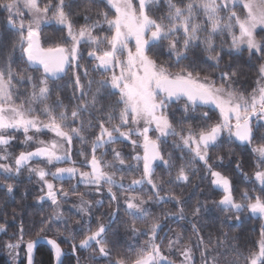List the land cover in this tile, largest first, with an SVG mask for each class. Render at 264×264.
I'll return each mask as SVG.
<instances>
[{"label":"snow or ice","instance_id":"obj_1","mask_svg":"<svg viewBox=\"0 0 264 264\" xmlns=\"http://www.w3.org/2000/svg\"><path fill=\"white\" fill-rule=\"evenodd\" d=\"M163 5L166 6V12L157 17L153 9L159 10L161 0H138V6L134 4V0H106L105 6L109 10H100L97 13L99 18L91 23L87 22L90 17L85 15L86 23L76 30L69 14L70 4L66 0H48L43 7L39 0H0V9L8 13L6 26L9 31L17 34L12 41L6 66H0V175L4 177L0 181V187L6 186L8 193H12L15 185L5 184V181L20 176L27 169L30 175L34 174L42 182L43 195L38 200H50L56 209L35 239L25 242L21 226L19 238L5 244L13 261L19 258V251L22 249L27 264H35L34 251L38 242L45 239L41 234L62 218L59 211L61 199L67 200L70 195H77L80 199L78 211L90 214L92 204L84 199L83 193L76 191L80 184L86 188H94L97 192L107 185V191L117 205L118 197L112 191L113 187L131 193L137 186L145 183L150 185L153 195L147 199L129 194L124 200L125 213L137 220L151 215L145 206L150 202L175 200L180 205L181 201L175 195H161L163 181L153 179L155 167L160 166L157 162H161L169 170L176 167L171 154L166 157L162 148L170 136L177 138L174 141L176 148L189 154L187 159L184 155L180 157L183 162L177 170L176 182H189L192 172L196 171L193 165L198 161L203 164L206 175L211 176V184L223 191L221 199L214 201L216 207L221 211L236 213L247 209L253 216L264 218V143L252 149L258 156L254 181L252 177L245 175L248 182H255L260 186V194L255 198L245 190L237 201L230 177L215 170L216 165L209 162L210 151L220 146L224 133L228 134L229 140L234 138L240 143H253L255 131L261 127L259 121H264V64L259 68L257 87L248 95L232 86L235 72H221L222 82L217 85L209 75L202 76L196 70L195 61L172 70L174 65L188 59L190 51L201 45L208 53L207 59L218 66L221 54L216 52L214 38L225 32L231 37V49L242 51L246 47L249 55L264 56V38L257 39L258 31H264V0H163ZM241 6L243 15L237 11ZM113 9L114 15H110ZM49 12L52 13L51 19L67 29L70 44L64 42L47 48L41 46L40 29L42 24L49 22ZM25 16L31 17L27 23ZM105 24L111 34L95 35L96 30L103 31ZM133 41L134 49L130 46ZM82 43L90 45L88 58L94 62V70L102 73L99 80L88 78L87 66L80 63L83 58L80 48ZM2 47L0 44V48ZM165 47L175 57L172 64L157 62L158 53ZM17 49L21 53V60L26 63V68L21 70L12 67L14 61L11 57ZM33 68L40 73L38 78L28 71ZM69 70L74 78L73 95L69 103L75 101L70 115L69 105L64 103L60 95L50 102L52 93L60 88L56 82L62 80ZM81 71L83 77L87 78L86 83L82 81ZM24 84L30 86L27 95L20 93L17 88V85ZM112 97L117 98L113 101ZM181 99L185 101V117L182 120L190 111L205 105L214 106L219 112V119L198 130L191 125L185 127L181 122L178 131L168 109L174 101ZM105 100L110 102L106 105ZM37 105L42 107L37 108ZM254 117L257 120L255 126L252 122ZM202 118L208 120L209 113L204 112ZM97 128L98 131L90 142L89 158L84 145L89 143L88 134ZM45 130L52 133L54 138L48 141L39 139V135ZM21 132L24 137L21 144L36 146L32 150L20 151L14 157V162L9 163L13 159L10 149L17 139L16 134ZM153 132L154 138L150 135ZM76 140L80 142L79 155L84 157V166L88 171L76 167L73 160ZM260 140L264 141V134L260 136ZM124 142L132 146L135 155L131 159L135 161L137 171L142 164L140 177L131 179L127 185L123 182L124 176L117 180L115 171L108 170L119 171L125 166L130 170L133 168L132 164L127 163L123 151L113 147V159H103L110 145ZM100 149H104V152L98 156ZM139 149L143 150L142 155ZM217 160L222 162L219 156ZM33 161L38 162L37 166H31ZM40 163L55 167V171L39 166ZM60 164L70 166H56ZM236 167L239 170V163ZM49 176L52 177L51 181L47 179ZM65 178L76 179L77 182L70 189H57L53 181ZM252 191L255 192L256 189L253 188ZM118 211L119 206L112 215L115 216ZM200 212L201 208L198 206L193 215ZM167 215H175L181 220L186 218L183 207L177 213ZM109 226L100 223L96 230L88 227L87 234L79 241V249L86 250L94 243L100 256L110 257L111 242L107 239ZM162 227L158 217L139 228L133 222L130 225L132 233L147 235L148 239L134 258L118 257L115 264H174L162 251V240L158 242ZM193 229L198 235L195 224ZM3 231L5 225L0 224V232ZM70 238L75 240V236ZM179 239L177 234L176 240L169 241L168 251H178L183 257L181 264H193L191 246H180ZM46 243L51 246L56 264H63L64 253L59 243L55 239H47ZM200 244H204L203 238H200ZM257 248V251L244 257L247 264H264V227L257 241ZM77 250L74 243L73 255ZM208 251L207 245H204V251L201 252L204 264H219L218 257L209 256ZM239 258L238 253L237 259Z\"/></svg>","mask_w":264,"mask_h":264},{"label":"trees","instance_id":"obj_2","mask_svg":"<svg viewBox=\"0 0 264 264\" xmlns=\"http://www.w3.org/2000/svg\"><path fill=\"white\" fill-rule=\"evenodd\" d=\"M55 2V0H54ZM186 2V0H185ZM40 6L43 7L48 0H39ZM66 3L70 4V18L73 22V26L76 30L86 23L85 15H88L90 19L87 21L91 23L98 19L97 13L100 10L108 11L109 9L105 6L106 0H66ZM67 10V9H66ZM166 6L163 5L161 0V6L159 10L153 9L154 15L159 17L162 13L166 12ZM110 15H114V9L111 10ZM7 16L8 13L3 9H0V44L3 45L0 48V66H6L8 54L11 52V44L16 39L17 34L9 31L7 28ZM52 13L49 12V22L44 23L40 29V42L42 47L55 46L57 43L70 41L66 39L67 29L51 19ZM103 29L106 26L103 25ZM99 34L103 35L106 32L101 30ZM95 31V33H96ZM106 31V30H105ZM220 36L216 35L215 46L216 52H220L221 60L217 66L214 61L208 60V53L204 51L203 45L198 49H193L188 54V59L182 61L179 65H174L173 71L179 67L189 64L191 61L196 62V70L203 75H209L217 85L221 81V72L227 71L229 73L235 72L236 76L233 78L232 86L239 92H243L245 95L250 94L253 89L257 87L259 77V68L261 64H264V56L259 54L249 55L246 49L242 51H235L230 48V38H225L224 42H219ZM264 38V31H258L257 39ZM90 45L82 43L81 55L82 59L80 63L87 66L89 70L88 78L98 77V72L93 68L94 62L88 58V51ZM215 53H213L214 55ZM11 59L14 61L12 67L21 70L26 68V63L21 60V53L17 49ZM175 60L174 56L170 55L167 48L161 50L158 53V63L172 64ZM28 71L39 77L40 73L35 72L34 69H28ZM82 81L86 83L87 78L83 77V72L80 73ZM73 76L71 70L68 74L56 83L60 85L58 91H54L51 96V100L55 101L57 95H60L64 99V103L68 104L69 115L71 113L72 103H69L73 95ZM98 80V79H97ZM20 93L27 95L30 91V86L27 84L17 85ZM95 91V86L93 87ZM117 97H112L114 101ZM110 101L105 100V104ZM42 105H37V108ZM184 105L178 103H172L168 109L171 113V119L174 125H177L179 131V124L182 122L183 126L187 127L191 125L195 129H199L201 126H206L216 122L219 117L214 110H208L209 119L204 120L202 115H196L195 112L190 111L186 118L183 111ZM118 115V112H117ZM45 119V117H41ZM98 131L94 129L88 134L89 143L84 145V150L89 153L91 152V140ZM264 134V126L261 125L255 131V138L252 144H246L245 146H239L233 141L226 140L227 136H224V142L219 147L213 148L210 151V163L216 165L215 170L221 171L223 174L230 177L233 185V195L236 199L240 200L243 190H248L251 196L260 194L258 184L255 182L245 183L237 176L232 168L233 164L239 162L240 167L246 173L248 177L253 178L254 172L257 170L258 157L253 152L252 148L256 147L264 141L260 140V136ZM17 135V134H16ZM23 136L17 135V139L13 142V147L10 149L12 152L13 159L9 160V163L14 162V157L19 154L20 151L25 149L32 150L35 144L26 146L20 143L23 140ZM177 138L168 137L167 142L162 145L163 153L167 157L170 153L176 167L171 170L165 168L163 164L159 167H155L153 179L163 181V191L161 195L171 193L179 198L181 201L180 205L176 204L175 200L169 202H160L151 206V215L143 219H135V217L128 216L121 206V203L117 205L112 202L109 197L101 195L102 203L98 207L93 208L90 212L93 216L90 223L91 229L96 230L100 223H108L110 220V214L112 211H119L115 215L112 222L109 224L107 239L111 242L109 247L111 249L109 262L115 261L118 257H135L136 252L145 244L147 235L133 234L130 225L135 222L136 226L143 227L149 223L154 217H158L162 224V229L159 232L158 241L161 243L162 251L168 256L174 264L181 262L180 255L173 249L172 252L168 251V243L170 240H176L177 234H179V245H190L192 248L193 264H204L201 256V252L204 251V245H207L209 256H217L219 264H247L244 257H248L252 251H257V241L260 239V233L262 230L261 220L245 216L242 213L237 214L239 216V222L233 218V212L221 211L214 201H219L221 198L220 192L214 189L211 185V176L206 175L205 169L202 163L196 162L193 167L196 171L192 172L190 180L187 183L176 182L175 177L180 164L183 162L180 157L184 155L185 159L189 158V154L185 151L181 152L179 148L174 146V141ZM253 145V147H252ZM109 147H115L123 151L128 164H132L133 168L130 170L126 166L121 167V170L109 169V171H115L116 178L124 176V184L131 181V179L139 178L142 173V168L137 171L134 167L135 161L131 158L135 153L133 152L132 146L129 143L124 142L123 144L117 143L110 145ZM81 145L79 140L74 142L73 147V160L76 165L82 166L84 164V157L79 155ZM141 153V152H140ZM101 151L98 150L97 155L99 156ZM112 152L107 150L104 157H112ZM222 158V162H218L217 157ZM227 164L226 166H224ZM37 166V165H36ZM171 172V175H169ZM4 177L0 176V181H3ZM169 181H172L169 183ZM254 181V179H253ZM6 183H13L15 185L12 193H8L6 186L0 187V224L5 225V232L0 235V264H9L6 257L9 255L8 250L5 248V244L8 242H15L19 238L20 228L23 226L24 229V241L29 239H35L37 233L40 232L42 227H45L48 221V216L51 214V207L48 202L39 203L38 197L41 196L42 192L38 186V181L34 175L28 178V173L23 171L22 174L12 180L5 181ZM61 186L68 188L71 186V182L57 181ZM256 191L253 192L252 189ZM118 192V187H113ZM114 190V191H115ZM78 193L84 194V199L95 203L98 194H90L85 191L83 186L77 187ZM120 200L117 193H115ZM152 196V193L149 194ZM201 208V212L198 215H193L196 207ZM184 208L185 219L181 220L175 215H167L168 213L175 214L179 208ZM49 208V209H48ZM75 219V218H72ZM77 220V219H76ZM44 222V223H42ZM196 225L197 232L194 231L193 225ZM57 228V227H56ZM44 237L55 239L60 247L66 252L69 251L67 242L62 241L59 235L44 232L41 234ZM200 238H203L204 244H200ZM20 255L24 256V251H19ZM240 254V258L237 259V254ZM64 257L63 264H77V261L81 264H112L108 263L107 260H94L90 258L83 251L78 252V258L71 254ZM77 257V256H76ZM20 264H24V257L20 259ZM35 264H53V253L45 246L41 245L37 249ZM114 264V263H113Z\"/></svg>","mask_w":264,"mask_h":264},{"label":"rangeland","instance_id":"obj_3","mask_svg":"<svg viewBox=\"0 0 264 264\" xmlns=\"http://www.w3.org/2000/svg\"><path fill=\"white\" fill-rule=\"evenodd\" d=\"M134 4H136L137 6H138V0H134ZM26 11V10H25ZM237 11L238 12H240L242 15H243V13H242V6H241V8H238L237 9ZM50 18V17H49ZM29 19H31V17L30 16H25V23H27V21L29 20ZM43 26V24L41 25V27ZM105 26H106V29H103V32H106V34H103V35H110L111 33L110 32H108V30H107V25L105 24ZM106 30V31H105ZM237 32H238V29H237ZM94 34L95 35H101V34H99V31L97 32L96 31V33L94 32ZM218 36H220V38H219V42H224V40H226L225 38H230V42H231V37L225 32L224 34H218ZM66 39H68L69 41H70V38L67 36L66 37ZM41 43V42H40ZM70 43H71V41H70ZM166 43V42H165ZM131 47H133V49H134V41L132 42V44L130 45ZM89 49H90V47H89ZM243 49H246L247 50V48L246 47H243ZM248 51V50H247ZM175 58V57H174ZM91 60V59H90ZM92 61V60H91ZM93 68H94V65H93ZM177 70V69H176ZM118 71V70H117ZM96 72H98V73H96V74H98V77H97V79L99 80V79H101V77H102V73H100L99 71H96ZM108 74H110V73H108ZM108 74H104V75H108ZM221 77V76H220ZM95 79V78H94ZM96 79V80H97ZM214 111L216 112V114H217V116L219 117V112H218V110L217 109H214ZM257 124V120H254L253 121V125L255 126ZM259 124L260 125H262V126H264V121H259ZM17 135H20V136H23V133L21 132V133H17ZM150 135H152L153 136V138L155 137V133L153 132V133H150ZM39 139H41V140H45V141H48V140H51V139H53L54 137H53V134L52 133H50V132H47V130H45L43 133H41L40 135H39V137H38ZM133 138H135V137H133ZM168 139V138H167ZM226 140H228V141H233L234 140V138H232V140H229V138H228V136L226 137ZM126 143H128V142H126ZM130 144V143H129ZM36 146V145H35ZM252 147H253V145H252ZM112 148L113 147H108V150H110V152H112ZM254 148V147H253ZM252 148V149H253ZM99 151H101V153H103L104 152V149H100ZM139 151L141 152V155H142V153H143V150L142 149H139ZM91 153V152H90ZM256 154V153H255ZM256 156H257V154H256ZM258 157V156H257ZM90 158V157H89ZM105 161H111L112 159H113V155H112V157H110V158H108V157H104L103 158ZM9 162V161H8ZM37 161H33L32 162V164H31V166H33V167H35L36 165H37ZM158 164H162L161 162H157ZM39 166H42V167H48L51 171H55V167H52V166H48V165H46V163H40V165ZM57 167H67V166H70V165H68V164H60V165H56ZM76 167H78V168H80L82 171H88L89 169L87 168V167H85L84 166V164L82 165V166H78V165H76ZM141 168H142V164H141ZM109 170V169H108ZM23 171H26L27 173H28V178L29 177H31V175L29 174V172L27 171V169H24ZM32 175H34V174H32ZM1 177H2V175H0ZM35 176V175H34ZM35 178H36V180L38 181V186L40 187V190L42 189V182L41 181H39V179H38V177L37 176H35ZM47 179L48 180H52V177L51 176H49V177H47ZM117 180H119L118 178H116ZM212 179V178H211ZM67 181V182H71V185H73V184H76V179H67V178H65L64 180H62V181ZM57 181H60V180H57ZM57 181H53V183L55 184V186L57 187V189H59V188H61V187H63V186H61L59 183H57ZM127 184H129V182H126L125 183V185H127ZM256 184H258V183H256ZM212 185V184H211ZM79 186H83L84 188H85V191L86 192H89L90 194H98V197H97V200L95 201V203H92L91 201H89V200H87V199H85V200H87V201H89L91 204H92V207H91V210L93 209V208H96V207H98V205H100V204H97L96 202L97 201H102V199H100V197H101V195H104V196H106V197H109V199L112 201V202H114V203H116V201H113L112 200V198H111V195L108 193V191H107V185H105L99 192H97L94 188H86L85 187V185H83V184H80V185H78L77 187H79ZM233 186V185H232ZM71 187V186H70ZM70 187H68V188H65V187H63L64 189H70ZM212 187L214 188V189H216L217 191H219V192H221V197L223 196V191L222 190H220V189H217V188H215L213 185H212ZM258 187L260 188V186H259V184H258ZM115 189H112V191L114 192V193H117L118 194V196H119V198H120V200L122 199V202H120L119 200H118V202L119 203H121V206H122V208L123 209H125V203H124V200H125V198H126V196H128L129 194H134V195H140V196H143L145 199H147L148 198V196H149V194H151L152 193V195H153V192H152V190H151V186L150 185H147L146 183L144 184V185H141V186H137L134 190H133V192H131V193H129L128 191H126L125 189H118V192L115 190ZM45 191H46V189H45ZM245 190H243L242 191V193L244 192ZM42 192V191H41ZM43 195V192H42V194H41V196ZM257 194H255V196H256ZM255 196H252L253 198H255ZM235 197V196H234ZM236 199V198H235ZM237 201H239L238 199H236ZM44 203V202H48L50 205V209H51V214H50V217L53 215V213H54V211L56 210L55 209V207L52 205V203H51V201L50 200H47V199H45V200H43V201H39V203ZM80 204V199H79V197L77 196V195H70L69 196V198L67 199V200H64V199H61V202H60V206H59V211H60V213H62V218H61V220H59V221H56V222H54V223H52L51 224V227H50V229L49 230H47L46 232L47 233H52V234H57V235H59V238L62 240V241H65V242H67V245L69 246V251H67V253H69V252H71V254L73 255V253H72V249H73V244L75 243L76 244V246H77V252L75 253V255H73V256H75V258L77 259L78 258V252H81V251H83L84 253H86L90 258H92V257H95V258H92V259H94V260H107V262L108 263H114L115 264V261H111V262H109V260L108 259H110V257H102V256H100L99 255V250H98V248L95 246V244L93 243V246L91 247V248H88V249H86V250H81V249H79V241L81 240V239H83L84 238V236L87 234V228L88 227H91L90 226V223H91V221H92V218H93V216H92V214H91V212H90V214H82V213H80L79 211H78V205ZM117 204V203H116ZM155 204H159V203H156V202H150L149 204H147V205H145L148 209H149V211H150V213H151V206H154ZM49 209V208H48ZM90 210V211H91ZM116 210H114V211H112L111 212V214H110V220H109V222L108 223H106V224H110L111 222H112V220L114 219V217L115 216H113L112 215V213L113 212H115ZM234 213V215H233V218L234 219H236V222H239V219H237V214H239V213H236V212H233ZM240 213H242V214H244L245 216H250V217H252V218H256V219H259V220H261V224H262V226L261 227H264V218H260L259 216H253L252 214H250L249 212H248V210L247 209H245L244 211H242V212H240ZM49 216H48V221H49V218H50ZM72 218H75V219H72ZM77 219V220H76ZM47 221V222H48ZM57 227V228H56ZM65 228H67V230H65ZM5 231H3V232H0V235L1 234H3ZM71 236H75V240H73V239H71L70 237ZM147 239H148V237H147ZM159 242V241H158ZM143 245H144V243H143ZM142 247V246H141ZM9 253V252H8ZM176 253L178 254V255H180L179 254V252L178 251H176ZM77 256V257H76ZM24 256L23 255H20V253H19V258L17 259V260H15V261H13V259H12V257L10 256V255H8L7 257H6V259H7V261L9 262V264H18V262L20 261V259L21 258H23ZM180 258H181V261L183 260V257L180 255ZM204 261V260H203ZM79 264H81V263H79ZM176 264H181V262H178V263H176Z\"/></svg>","mask_w":264,"mask_h":264},{"label":"flooded vegetation","instance_id":"obj_4","mask_svg":"<svg viewBox=\"0 0 264 264\" xmlns=\"http://www.w3.org/2000/svg\"><path fill=\"white\" fill-rule=\"evenodd\" d=\"M101 73V72H100ZM65 77V76H64ZM173 103H178V104H185V101L183 100V99H181V100H179V101H174ZM207 109L208 110H214L215 108H213V109H211V108H209V107H206V106H199V107H197L196 108V110L195 111H193V112H195V114L196 115H202L204 112H207ZM224 136H228V134L227 133H224L223 134V137H222V142L221 143H223L224 142V139H225V137ZM233 142L235 143V144H237V145H239V146H245L246 144H240L238 141H235V139L233 140ZM218 162H220V161H218ZM239 162H236V163H234L233 164V166H232V168H233V170H234V172H235V174L237 175V176H239L240 178H241V180L243 181V182H245V183H248V181L245 179V175H246V173L242 170V168L240 167L239 168V170L237 169V164H238ZM227 164H225L224 166H226ZM240 165V164H239ZM253 179H254V176H253ZM219 192V191H218ZM220 194H221V192H220ZM221 199V198H220ZM41 246V245H40ZM48 247V246H47ZM39 248V246L37 247V249ZM49 248V247H48ZM37 249H36V251H35V256H34V259L36 258V253H37ZM50 249V248H49ZM62 249V248H61ZM51 250V249H50ZM63 250V249H62ZM72 251V250H71ZM51 252H52V250H51ZM63 252H64V254H65V256H67L68 254H67V252L65 251V250H63ZM25 260H26V255H25V252H24V264H25ZM53 260H54V257H53ZM21 262L19 261L18 262V264H20Z\"/></svg>","mask_w":264,"mask_h":264},{"label":"water","instance_id":"obj_5","mask_svg":"<svg viewBox=\"0 0 264 264\" xmlns=\"http://www.w3.org/2000/svg\"><path fill=\"white\" fill-rule=\"evenodd\" d=\"M34 69V68H33ZM206 107H209V108H211V109H213V108H215L214 106H212V105H205ZM254 120H256V118L254 117L253 118V121ZM252 121V122H253ZM239 142V141H238ZM240 143V142H239ZM240 144H247V143H240ZM47 239H51V238H47V237H45V239H42V240H40L39 242H38V244H37V247L38 246H40V245H45V246H48L50 249H51V246L50 245H48L47 243H46V240ZM37 247H36V249H37ZM36 249H35V251H36ZM35 251H34V256H35ZM63 251V250H62ZM64 253V252H63ZM64 257H65V254H64V256L62 257V260L64 259ZM25 264H27V261L25 260ZM53 264H56V262H55V260H53Z\"/></svg>","mask_w":264,"mask_h":264}]
</instances>
